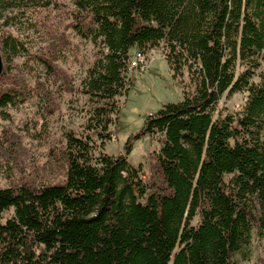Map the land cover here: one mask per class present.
<instances>
[{
	"label": "trees",
	"instance_id": "obj_1",
	"mask_svg": "<svg viewBox=\"0 0 264 264\" xmlns=\"http://www.w3.org/2000/svg\"><path fill=\"white\" fill-rule=\"evenodd\" d=\"M50 2L0 0L1 23ZM72 16L97 46L81 85L92 102L88 131L65 132L60 181L0 186V264H240L264 234V0H74ZM22 41L0 32V107L28 94L5 83L11 55L27 51ZM160 41L173 74L188 76L182 95L108 153L130 49ZM54 53L38 55L49 76L59 74ZM239 90L238 111L216 110L224 92ZM148 134L160 144L145 172L128 155Z\"/></svg>",
	"mask_w": 264,
	"mask_h": 264
},
{
	"label": "rangeland",
	"instance_id": "obj_2",
	"mask_svg": "<svg viewBox=\"0 0 264 264\" xmlns=\"http://www.w3.org/2000/svg\"><path fill=\"white\" fill-rule=\"evenodd\" d=\"M38 1L51 2L32 11H18L12 25H4L0 20V32L10 31L27 47L24 54L11 55L5 83L23 87L28 92L16 104L0 107V186L23 181L36 184L60 181L64 177L65 163L58 153L65 144V132L88 131L86 123L92 102L81 90V85L97 46L90 39L79 36L71 26L74 0ZM51 40L59 44L55 52L57 57L53 59L59 74L55 72L54 76L46 73L38 57L39 54L50 57L54 53L51 46L46 47ZM165 49L164 41L146 45L141 50L137 46L130 49L127 69L130 88L127 94L118 97L120 111L117 117L113 116L111 137L102 150L112 154L121 151L127 135L142 125L147 114L156 111L163 102L181 97L182 84L188 76L180 70L173 74L164 57ZM139 50L144 53V70L132 65ZM0 52L2 55L1 46ZM242 68L238 63L236 73ZM63 74L69 82L62 79ZM254 79L259 80V77ZM246 96L247 91L224 92L217 101L216 110L222 114L234 113L244 104ZM159 144L156 135L148 134L136 140L128 155L129 162L134 165L141 162L147 172ZM247 251L248 257H240V264H258V257L264 254V234H256Z\"/></svg>",
	"mask_w": 264,
	"mask_h": 264
},
{
	"label": "built area",
	"instance_id": "obj_3",
	"mask_svg": "<svg viewBox=\"0 0 264 264\" xmlns=\"http://www.w3.org/2000/svg\"><path fill=\"white\" fill-rule=\"evenodd\" d=\"M132 65L144 70L146 68L144 54L140 51H137L135 59L132 61Z\"/></svg>",
	"mask_w": 264,
	"mask_h": 264
},
{
	"label": "water",
	"instance_id": "obj_4",
	"mask_svg": "<svg viewBox=\"0 0 264 264\" xmlns=\"http://www.w3.org/2000/svg\"><path fill=\"white\" fill-rule=\"evenodd\" d=\"M2 68H3V59H2L1 52H0V73L2 71Z\"/></svg>",
	"mask_w": 264,
	"mask_h": 264
}]
</instances>
